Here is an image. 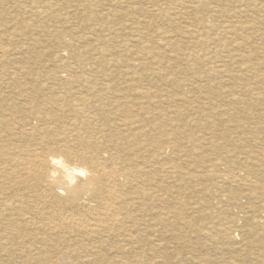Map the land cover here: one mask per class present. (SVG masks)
<instances>
[{"label": "rangeland", "instance_id": "1", "mask_svg": "<svg viewBox=\"0 0 264 264\" xmlns=\"http://www.w3.org/2000/svg\"><path fill=\"white\" fill-rule=\"evenodd\" d=\"M244 60L264 75V0H0V118L7 120L0 123V264H264V250L252 246L264 243V202L225 180L227 165L237 171L243 157L240 114L257 107L254 88L264 90L249 71L239 72ZM130 76L142 81L122 84ZM92 79L115 82L95 111L98 123L86 113L96 104L80 106L74 93ZM47 88L66 97L69 118L46 132L45 150L60 137L72 151L107 149L136 166L122 187L133 201L137 196L138 204L129 201L134 220L117 217L106 232L85 213L86 230L67 228L59 202L42 201L25 179L23 168L40 147L36 130L44 127L30 107L45 103L49 115L62 113L48 104ZM121 93L129 102L117 99ZM121 111L131 118L128 142L94 144L97 129L124 132L119 125L129 120ZM254 122L250 116L245 126L258 130L245 138L257 131L260 139L246 147L264 170V118ZM71 126L78 136H70ZM131 137L140 148L130 154ZM15 205L31 215L37 205L40 214L32 222L9 220ZM251 219L263 231L250 230Z\"/></svg>", "mask_w": 264, "mask_h": 264}, {"label": "bare ground", "instance_id": "2", "mask_svg": "<svg viewBox=\"0 0 264 264\" xmlns=\"http://www.w3.org/2000/svg\"><path fill=\"white\" fill-rule=\"evenodd\" d=\"M177 19L179 18L177 17ZM138 24H141V23H138ZM226 32L229 33L228 31ZM221 45L222 47L225 48L227 47L228 43L222 42ZM226 51L229 53L228 55L232 54L231 52L228 51V49ZM233 58H235V54L232 55L230 59H233ZM74 64L76 65V63ZM106 65L108 67V63ZM71 66L72 64L69 67ZM98 67L100 68L101 65L99 64ZM237 68L239 72H242L244 70L245 71L247 70L250 72V76L254 80V84H255L254 87H258L261 84L262 85L264 84V75L260 76L259 71L256 72V69H253L251 64L246 62V60L241 62L239 65H237ZM93 69L95 68L92 66V73L95 74ZM56 73L54 74V78L59 80L58 78L59 73L58 74ZM62 73L63 71L60 72V74ZM101 74L103 75L104 73H101ZM106 80L103 79V80L97 81L95 79L94 80L92 79V83L90 86H85L83 90L79 88L74 91V93L77 95L76 101L77 103H79L80 106H85L86 104H89V103L96 104L94 105L95 106L94 110L91 109L90 106H87L86 113H91L92 119L97 123L100 122V118L96 116L97 114L95 111H99V108H98L99 104H101L103 107V102L106 99L104 95L106 93H110L111 86L115 84V82H113L112 80H107V81ZM141 81H142V78L135 79L132 76L124 78V79L122 78V84H127V85L131 83H138V82L140 83ZM48 89L49 88H47V90ZM56 89L60 90L59 87H57ZM138 89H140L139 91H141L140 92L141 94L149 95V90H143V88H138ZM254 89L255 91H253V94L255 95V99L258 100L255 105L257 107L249 108V109H252L253 111L249 109H244L243 112L240 114V118H239V132H240L239 144L242 147L240 154L243 157H241V160L239 161L237 171H233L232 170L233 168L230 165H227V170L225 171L226 172L225 180H228L229 182L235 183L239 186L243 185V188H247L245 189L247 196L260 194V196L256 198L259 199V201L264 202V175L262 174V172L264 173V170L260 167L258 168V166H260L259 164H262V163H259V162H262V160L259 157L252 158L249 155V149H247L246 147V146H251L248 144L250 143V141L256 142L257 140H259L260 136L257 131H252L251 137L248 140L247 138H245V133H244L245 131H248V129L254 130L253 127L256 128V125L252 127L245 126V123L247 124V121L250 116H252L253 121H255L254 124L256 123L257 125L260 124L258 120L264 118V90H263V93H261L259 92L258 89L256 88ZM49 93L51 94V97L48 101V104L59 106L61 108L62 113L58 114L57 112H52V115H49L48 114L49 110H48L47 105H44L45 103H42L43 105L36 106L35 110H33L34 109L33 106L30 107L32 111L43 115L42 117H40L39 121L41 122L42 125H44V127L36 130L37 134H40L38 132H42V137L40 139H37L38 142L40 143V147H36L33 149L35 152L33 154L32 160L29 163H26L27 166L25 165V169L23 168L25 179L27 181L30 179V181H32L33 189L42 193L39 196V198L42 199V201H45L44 199L50 198V199H54V202L55 201L59 202L58 207L56 208L58 209V211H60L61 214H63L64 218L61 220H68L63 224L67 228L72 227V229L73 228L75 229L78 225L79 227L77 229H80V227L85 228L84 226H82L83 223L85 222H81L86 219L85 217H84L85 219L83 218V215L85 213L95 214L96 220H95V223H93V225L94 226L100 225L101 229H104L106 232H112L114 230L113 229L114 226L118 223V221L117 223H115L116 220H118L117 217H120L119 218L120 221L124 220V223L127 220H134V217L131 216L130 211L133 205L138 204L136 202L137 196H134L135 200L133 201V198L129 196L123 190L122 187H124L126 183V179L130 172V169H136L135 168L136 166L131 168L130 164H127L124 162V159L113 158L111 156V153H109L107 149L98 148V150L83 149L80 152L72 151L69 147L64 146V141L60 137H57L54 140V142L50 143L48 146L46 145V149L50 151L47 153V151L45 150L46 132H48L49 130H53V126L58 123L57 122L58 120H64V119L69 118V114H66V112L69 111L68 110L69 106L65 104L66 97L62 95H58V94H53V93H58V92H55L52 89H49ZM139 95H138V98L139 99L140 97L142 98V96L141 95L139 96ZM122 96L128 98V102H129L130 95L121 93V98L118 97L117 99L123 100ZM15 113L17 114V112ZM106 113L108 114L106 116V119L112 124V127L115 128V123H114V121H116L115 113L111 109L107 110ZM121 114L129 120V123L123 127L118 124L119 130H123L124 131L123 133L116 131L114 135V133L109 134L108 130L107 132L104 130V132L102 133L101 130L99 131L97 129V131L96 132L94 131V133L92 134L93 136L91 138V141L94 144H97L99 146H104L105 143L107 142L116 143V145L117 144L122 145L128 142L126 140V137H128L126 134V131L129 130V124L131 122V118H130V115L126 111L125 112L121 111ZM6 121L7 120H4V118H0V123L6 122ZM71 121L72 119L70 118L67 122L71 124L70 123ZM14 123L16 124V129H17L18 124L21 123V120H19L18 115L15 116ZM24 124H26V122ZM69 129H70L69 131L70 136L76 137L79 135V132L76 131L75 126H71L69 127ZM113 135L116 137L115 139ZM129 142L132 143L128 146V151L130 154L139 150L140 146H136L135 145L136 143H133L134 140L132 137L129 139ZM52 144H54L55 147H52L51 146ZM5 155L6 154H2L0 155V157H3ZM74 160H79L80 162H83L85 165L80 166L79 164L71 163V161H74ZM228 160L230 161V159ZM14 183L16 184V182ZM129 201L133 205L130 206ZM32 208L36 210L32 212V215H31L30 210L29 212L28 211L23 212L22 209L20 208V205H15V207L9 211L10 216H11L9 220H28L29 222H32V220H35V215L40 214V210H41L40 207H38L37 205L32 206ZM34 209H32V211ZM260 209H261V206L258 208H255L254 211H259ZM76 220H78V222H76ZM53 223L55 224V222ZM74 225L75 226L77 225V226L74 227ZM19 226L20 225L18 224L17 227L19 228ZM247 226L250 230L258 231L260 229L261 231H263L262 230L263 226L258 224L255 221V219L249 220L247 223ZM55 228L57 229V227ZM61 228L63 227L61 226ZM122 228L125 229V231H127L126 227L125 228L122 227ZM87 229L89 230V228ZM128 236L129 235L125 234L124 232V234L122 235V238H126ZM54 240H55L54 243L56 244L57 242H59L60 238L54 237ZM85 241H87V239ZM44 242L45 241L43 240H40L38 242L39 247L42 250H44V247H43ZM55 244L51 245L50 247L51 248L57 247L55 246ZM252 246L257 247L260 250H264L263 242L261 243L257 242V245H252Z\"/></svg>", "mask_w": 264, "mask_h": 264}]
</instances>
